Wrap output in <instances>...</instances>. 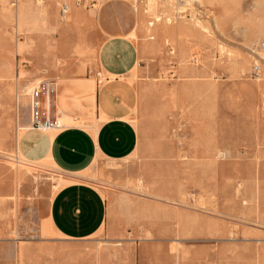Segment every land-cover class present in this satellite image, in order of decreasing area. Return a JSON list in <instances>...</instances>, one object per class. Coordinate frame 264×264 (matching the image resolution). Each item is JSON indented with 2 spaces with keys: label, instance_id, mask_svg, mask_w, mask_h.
<instances>
[{
  "label": "rangeland",
  "instance_id": "374dc122",
  "mask_svg": "<svg viewBox=\"0 0 264 264\" xmlns=\"http://www.w3.org/2000/svg\"><path fill=\"white\" fill-rule=\"evenodd\" d=\"M112 34L139 50L140 147L78 175L108 219L62 239L48 208L67 175L21 158L16 96ZM0 264H264V0H0Z\"/></svg>",
  "mask_w": 264,
  "mask_h": 264
},
{
  "label": "crops",
  "instance_id": "0c3cea01",
  "mask_svg": "<svg viewBox=\"0 0 264 264\" xmlns=\"http://www.w3.org/2000/svg\"><path fill=\"white\" fill-rule=\"evenodd\" d=\"M82 52V59L57 82L54 116L65 128L33 129L29 117L25 126L19 125L23 132L17 142L24 160H46L67 175L50 200L48 221L60 238L72 241L95 236L108 219L103 193L78 175L94 164H124L141 142L133 121L138 93L127 78L139 59L137 44L124 34H112L97 49L87 46ZM35 82L22 87L25 96L42 81Z\"/></svg>",
  "mask_w": 264,
  "mask_h": 264
},
{
  "label": "built area",
  "instance_id": "2783aa9c",
  "mask_svg": "<svg viewBox=\"0 0 264 264\" xmlns=\"http://www.w3.org/2000/svg\"><path fill=\"white\" fill-rule=\"evenodd\" d=\"M63 12H68V6H64ZM153 24V23H152ZM57 84L55 81L44 80L37 84L30 95V126L33 129H63L58 117H52L55 108Z\"/></svg>",
  "mask_w": 264,
  "mask_h": 264
},
{
  "label": "bare ground",
  "instance_id": "6f19581e",
  "mask_svg": "<svg viewBox=\"0 0 264 264\" xmlns=\"http://www.w3.org/2000/svg\"><path fill=\"white\" fill-rule=\"evenodd\" d=\"M32 90L30 92V95L32 94ZM25 95H26V91H24V88H22V93L21 94H17L16 98H17V100H20V97L25 96ZM48 130H51V129H48Z\"/></svg>",
  "mask_w": 264,
  "mask_h": 264
}]
</instances>
